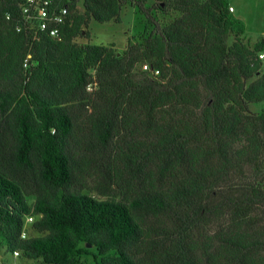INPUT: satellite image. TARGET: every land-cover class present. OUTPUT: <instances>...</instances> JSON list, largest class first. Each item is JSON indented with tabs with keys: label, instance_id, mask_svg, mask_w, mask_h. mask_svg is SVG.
Here are the masks:
<instances>
[{
	"label": "trees",
	"instance_id": "16d2710c",
	"mask_svg": "<svg viewBox=\"0 0 264 264\" xmlns=\"http://www.w3.org/2000/svg\"><path fill=\"white\" fill-rule=\"evenodd\" d=\"M154 1L180 16L119 55L74 42L94 20L120 22L126 0H72L61 41L18 31L19 4L0 0L8 253L40 264H264V113L249 112L264 102V38L243 42L229 0ZM89 182L106 198L86 193Z\"/></svg>",
	"mask_w": 264,
	"mask_h": 264
},
{
	"label": "rangeland",
	"instance_id": "374dc122",
	"mask_svg": "<svg viewBox=\"0 0 264 264\" xmlns=\"http://www.w3.org/2000/svg\"><path fill=\"white\" fill-rule=\"evenodd\" d=\"M126 4L121 12L120 22L110 21L107 23H99L92 21L88 31V37H83L76 40V46L81 44L105 45L119 55L125 53L130 45L139 43L152 35L156 30V26H166L171 23L174 17L180 16V13L167 7V9L160 10L156 8L154 0H148L145 3V10L139 8L138 0H126ZM230 6L234 11L230 12L237 20L245 23L246 31L241 36L243 42L250 48H254L256 43L264 38V0H229ZM77 13H84L82 5H79ZM236 31L231 32L228 38V45H232L236 40ZM141 64L135 68L136 72H142ZM95 73L94 70L91 71ZM261 73L264 74V61L261 68ZM252 79L251 81H253ZM94 88V86H93ZM92 87H88L91 92ZM249 112L255 114L264 113V102L251 103L249 105ZM89 190L86 193L100 197L95 190H93V183L89 182ZM105 199L106 197H100ZM35 198L29 197V202L32 203ZM27 221V220H26ZM25 227L29 234L35 235L32 231V225L25 223ZM0 264H40L38 261L29 260L25 257L17 256L16 254L8 253L5 247L0 246ZM86 264H93L91 259L87 260Z\"/></svg>",
	"mask_w": 264,
	"mask_h": 264
},
{
	"label": "built area",
	"instance_id": "2783aa9c",
	"mask_svg": "<svg viewBox=\"0 0 264 264\" xmlns=\"http://www.w3.org/2000/svg\"><path fill=\"white\" fill-rule=\"evenodd\" d=\"M19 4L21 20L17 21V30L22 29L23 23L28 29H34L37 27L38 30L47 32L49 36L57 40H62L60 33V25L67 24L69 16L72 14L70 10V4L72 0H14ZM233 12L234 8L230 7ZM260 59H264V52L260 53ZM32 55L28 54L25 59L24 66L27 68L30 65ZM146 71L150 70L148 64L143 66ZM156 75L159 71L155 72ZM27 221H33V217H28ZM25 233H23V237ZM18 255L17 252H15Z\"/></svg>",
	"mask_w": 264,
	"mask_h": 264
},
{
	"label": "crops",
	"instance_id": "0c3cea01",
	"mask_svg": "<svg viewBox=\"0 0 264 264\" xmlns=\"http://www.w3.org/2000/svg\"><path fill=\"white\" fill-rule=\"evenodd\" d=\"M230 3H232L231 1H229Z\"/></svg>",
	"mask_w": 264,
	"mask_h": 264
},
{
	"label": "water",
	"instance_id": "95a60500",
	"mask_svg": "<svg viewBox=\"0 0 264 264\" xmlns=\"http://www.w3.org/2000/svg\"><path fill=\"white\" fill-rule=\"evenodd\" d=\"M90 247V246H89Z\"/></svg>",
	"mask_w": 264,
	"mask_h": 264
}]
</instances>
